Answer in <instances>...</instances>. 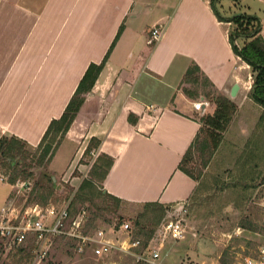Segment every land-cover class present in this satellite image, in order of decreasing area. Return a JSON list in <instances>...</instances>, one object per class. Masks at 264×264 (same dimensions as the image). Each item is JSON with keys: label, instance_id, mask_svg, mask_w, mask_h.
<instances>
[{"label": "crops", "instance_id": "crops-1", "mask_svg": "<svg viewBox=\"0 0 264 264\" xmlns=\"http://www.w3.org/2000/svg\"><path fill=\"white\" fill-rule=\"evenodd\" d=\"M220 1L221 17L212 0H0L1 133L36 146L89 64L100 63L116 40L63 141L83 143L74 152L78 160L91 137L99 138L97 152L115 160L104 189L128 204H187L197 181L178 166L201 126L193 102L205 97L183 90L188 66L196 62L236 102L231 127L240 101L264 112L251 96L252 68L229 40L230 18L241 13L257 15L264 35V0H228L227 10ZM155 26L162 30L156 42ZM252 142L264 152L254 138L244 151L253 150Z\"/></svg>", "mask_w": 264, "mask_h": 264}, {"label": "rangeland", "instance_id": "rangeland-1", "mask_svg": "<svg viewBox=\"0 0 264 264\" xmlns=\"http://www.w3.org/2000/svg\"><path fill=\"white\" fill-rule=\"evenodd\" d=\"M215 2L217 4L218 0ZM223 3L231 4L228 0L220 1L219 7L222 10H227ZM252 75L254 79V72ZM239 104L240 110L235 128L229 125L224 132L220 148L218 147L213 155L209 150L207 154L197 152L190 165L194 174L199 176L198 181L202 183L203 188L199 195L186 204L188 211L183 239L174 242L171 240L173 238L161 228L172 210L169 208L163 214L161 221L153 224L154 234L147 250L145 252L135 250L134 246H131L134 241L131 238L135 236L136 230L134 217L143 212V207L126 203L124 209L120 211L122 217L109 214L106 216L109 222L103 220L98 226V229L105 230V235L108 232L110 241L122 247L121 250L114 249L108 254L94 255L90 247L84 251L78 250V245L76 247V244H79L78 237L60 239L56 237L47 240L44 244L47 253L41 260L36 257L37 248L32 252L33 255L29 256L19 251L17 248L19 245H11L4 249L0 247V264H137L142 260L148 264H221V258L229 264H244L247 256H258V250L264 247V162L261 164L259 177L254 181V188H250V191L243 192V188H231L230 185L240 174L239 155L243 153L247 140L254 138L256 145L264 148V112L262 113L259 108L255 109L253 105H245L243 101ZM258 105L260 106V103ZM195 117L199 118V113L195 114ZM251 124L253 127L258 125L257 128L255 127L257 131L251 129L250 133ZM82 144V142L78 144L77 141L71 143L69 140H62L54 160L52 159V165V161L46 165L47 171L54 176L56 182L57 196L51 199H57L60 203L69 200L67 197L73 196L82 180L89 177L98 152L81 154L82 157L77 160V153L74 152L78 145L82 148ZM106 149L109 148L106 147L104 150ZM72 157L75 158V165L71 170L66 171L65 168L72 161ZM42 170V167H36V175L21 179L27 185L19 188H14L7 181V175H0V212L1 208L12 199L17 210L25 208L29 191L35 178L42 177ZM1 176L5 179H1ZM222 186L225 188L221 189ZM240 194H247V199L242 200ZM51 204L55 205L53 202ZM83 207L88 216L91 209L87 208V205ZM246 217L252 218L258 224L259 231L239 226L240 220ZM125 222L130 223L131 227L128 230L122 227ZM190 247L196 249L187 250ZM154 251L160 253V257L156 260L152 258ZM139 255L144 259L138 260Z\"/></svg>", "mask_w": 264, "mask_h": 264}, {"label": "trees", "instance_id": "trees-1", "mask_svg": "<svg viewBox=\"0 0 264 264\" xmlns=\"http://www.w3.org/2000/svg\"><path fill=\"white\" fill-rule=\"evenodd\" d=\"M215 1L212 0L214 11L221 17L220 12L216 9ZM230 20L233 26L229 33V40L235 54L251 66L255 74L251 96L264 108V35L262 34L261 20L257 15L249 13L237 14ZM240 39L243 40L241 43L239 42ZM115 41L100 63L92 62L89 64L64 112L59 118H54L50 122L36 146L29 144L18 136L2 134L0 131V171H2V175H7V181L10 184H15L19 179L34 177L36 175V167H42L43 169L41 171L42 177L35 178L29 191L27 205L38 203L42 206H47L53 202L57 209H60L67 204L69 212L68 226L85 213L80 231L89 235L95 234L101 221H108L107 215L123 216L120 211L124 209V204L127 202L104 189V182L115 163L114 158L107 153L99 152L92 164L89 177L83 179L79 188L71 196L72 198L69 195L67 197L69 200L63 203L58 202L57 199H51L57 196L56 182L54 176L47 171L46 165L54 158L59 145L76 119L85 101V94L95 85ZM181 85L183 90L193 99L203 94L205 98L214 104L212 110H207L203 114L198 112L200 117L196 118L201 124L200 129L178 166L179 169L197 181V187L191 196L193 200L203 188L202 183L198 181L199 176H196L192 168H190L194 156L197 152L207 154L208 150L211 155L214 154L221 144L224 132L233 120L238 106L231 97L220 92L215 87L196 62H192L188 66ZM129 120L132 121V114H130ZM100 144L101 140L99 138L91 137L83 155L98 151ZM242 159L244 161L241 162V168H239L240 174L230 187H241L243 192H247L248 190L250 191V188H254V181L260 175V167L262 162H264V152L261 148L255 146L252 151H247L245 156L243 154ZM224 188V186L221 187V189ZM240 195L242 200H246L248 197L247 194ZM234 201L236 202V200ZM84 205L91 209L88 216H86L87 212L85 207H83ZM139 205H142L143 212L141 211L134 217L136 230L135 236L131 240L139 241L138 245L134 246L135 250L145 252L153 238V224H158L163 214L172 206L159 202H143ZM239 226L252 231H259L258 224L250 217L242 218ZM58 237L59 239L62 237L68 238L65 235ZM38 246V236L36 233L31 232L17 248L22 254L32 256V252ZM0 247L4 249L2 244H0ZM137 264H148V262L142 260L138 261ZM221 264L229 263L224 258H221Z\"/></svg>", "mask_w": 264, "mask_h": 264}, {"label": "built area", "instance_id": "built-area-1", "mask_svg": "<svg viewBox=\"0 0 264 264\" xmlns=\"http://www.w3.org/2000/svg\"><path fill=\"white\" fill-rule=\"evenodd\" d=\"M161 32L162 30L157 26L151 30L152 38L155 42L159 40ZM193 106L203 114L208 110L207 108L211 106V101L205 97H201L193 102ZM1 179L4 180L5 178L1 176ZM25 185H27L26 182L19 179L12 186L14 188H19ZM15 207V202L12 199L1 208L0 244H2L4 248L21 244L26 240L27 236L33 232L37 234L39 239V247L37 248L38 256H36L39 260L47 253V249L44 250V244L47 243L46 241L60 235L74 238L78 237V250L84 251L86 248L90 247L94 255L108 254L114 249H123L118 246V244L111 242L105 235V230L102 228L98 229L93 235L82 233L80 228L85 213L72 221V224L68 226L67 220L69 212L67 204L60 209H57L53 204L42 206L38 203L29 204L20 210H17ZM187 211L188 208L186 203L174 205L168 217L161 225L163 232L165 231L166 234L176 240L184 238ZM122 227L128 230L130 227L129 222L122 224ZM138 243V240H134L131 246H136ZM159 257L160 253L154 251L152 258L156 260ZM140 259H144L143 256L139 255L138 260ZM244 264H264V247L258 250V256H247L244 260Z\"/></svg>", "mask_w": 264, "mask_h": 264}, {"label": "water", "instance_id": "water-1", "mask_svg": "<svg viewBox=\"0 0 264 264\" xmlns=\"http://www.w3.org/2000/svg\"><path fill=\"white\" fill-rule=\"evenodd\" d=\"M238 88H239V85H238L237 83L234 84V86H233V88H232V90H231V95H232V96H235V95H236ZM54 179H55V178H54Z\"/></svg>", "mask_w": 264, "mask_h": 264}]
</instances>
